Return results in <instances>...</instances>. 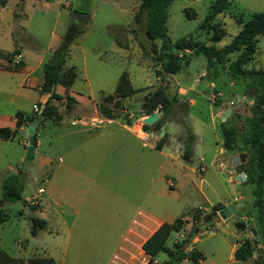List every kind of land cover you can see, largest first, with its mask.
Returning <instances> with one entry per match:
<instances>
[{
	"label": "rangeland",
	"instance_id": "374dc122",
	"mask_svg": "<svg viewBox=\"0 0 264 264\" xmlns=\"http://www.w3.org/2000/svg\"><path fill=\"white\" fill-rule=\"evenodd\" d=\"M214 1L216 0H173L167 8L166 21L170 40L175 42L185 38L187 42L214 45L220 49L228 45L240 31L241 27L235 22L237 17L246 20L253 13L264 12V0H226L230 7L215 18L213 29H200L199 26ZM138 7V0H9L0 11V34L13 31L20 46L45 53V60H48L50 52L61 45L68 25L71 22L77 23L85 32L71 43L65 58V66H73L77 78L70 90L60 87L56 92L75 105L82 97H89L98 103L101 93L111 95L114 92L123 72L128 74L135 89L149 90L162 86L158 83L160 76L156 73L161 71V61L151 53V42L144 34V12L140 22H134ZM76 13L85 14L88 18L80 23L76 19ZM219 33L224 34V37L216 42L211 41V36ZM1 42L6 47V39ZM155 43L157 48L161 46L160 41ZM173 53L181 54L177 51ZM184 53L189 54L187 50ZM24 56L25 61L31 64L29 53ZM238 56L239 52L228 55L223 66L213 63L207 67L205 57L200 55L189 59L188 65H184L181 72L162 75L163 79H180V84L185 89L178 92L181 98L197 92L195 104L180 110V120L185 122V141L189 132L195 135V141L191 144L193 153L190 163L177 157V164L174 163L171 171L166 167L163 169L165 175L174 182V188L169 189L160 180L150 182L156 178L155 163L158 157L155 161V151L147 149L153 155L147 165V206L156 214H162L166 222H172L181 214L186 215L199 206L207 208L201 194L216 203L222 200L228 204L233 203L234 198L239 195H243L249 202L252 200L250 186L237 181L239 165L234 166L233 153L223 150L220 131L221 124L232 127L237 130L239 140L240 136L249 131L251 105L258 88L249 78L230 77L227 65ZM244 69L264 72V35L257 38L255 56ZM203 72L204 75L200 76ZM199 76L200 80L196 81ZM149 85L152 87H148ZM16 87L14 85L10 92L1 87L3 92L0 93V110L7 112L15 107L17 111L31 113L32 105L37 104L40 93L27 89L16 92ZM125 107L129 114H135L138 109L131 98L127 99ZM226 111L230 112L224 117ZM115 118L121 122L123 115ZM64 119L62 124L66 127L69 120ZM54 129L47 122V136ZM164 131L172 134L176 130L166 126ZM67 141L74 148L77 138L69 137ZM152 142L151 140L150 143ZM48 143L47 139V149ZM27 144V138L22 133L13 141L0 140V199L3 182L13 178L23 186L21 197L27 200L26 204L34 205L31 199L41 201L47 225L37 236L32 237L31 216L24 204L20 201L3 203L1 207L7 220L0 226V250L8 257L23 262L39 257L50 258L55 264H115L113 255L119 241H122L125 223L123 227L110 224L114 213L110 212L112 200L109 194L126 191L134 200L136 192L133 177H127L129 181L126 177H118L122 175L123 167L116 166L114 158L112 161L101 162L100 170L105 172L95 176L93 192L90 191L91 198L87 197V203L78 214L66 206L54 207L48 204L47 207V202L44 205L45 194L38 193L40 188L45 189L47 177L36 171L32 163L24 176L18 175L23 163L19 160L22 156L25 158ZM42 147L45 148L46 144L43 143ZM53 151L58 158L62 149L55 143ZM241 153L244 152L235 154ZM246 160L247 157L241 163ZM127 166L133 170V161ZM50 172L47 167V175ZM83 189L86 190V183ZM237 222L235 216L216 222L212 228L200 230L191 244L203 254L212 252L216 241H240L243 235L235 227ZM189 225L190 223L186 226ZM188 235V230L172 235L167 244L170 246L179 239L186 242ZM158 259L163 261L166 256L160 254ZM204 264L209 263L206 261Z\"/></svg>",
	"mask_w": 264,
	"mask_h": 264
},
{
	"label": "crops",
	"instance_id": "0c3cea01",
	"mask_svg": "<svg viewBox=\"0 0 264 264\" xmlns=\"http://www.w3.org/2000/svg\"><path fill=\"white\" fill-rule=\"evenodd\" d=\"M84 32L85 29L83 28V32L81 34ZM3 39H6L7 41L6 47H3L2 45L1 40ZM14 49H18L20 54L15 56L12 62H9L8 57ZM53 51L50 52V58L45 60V53L42 54L37 51L27 50L24 46H20L13 35V31L6 33L5 35L0 34V83H2L0 84V93L3 92V89L10 92L14 85L17 86L16 92L20 89L33 90L34 92H39L40 97L39 101L36 102L37 104L32 105V109L34 105H43L49 97V93H43L41 91V87L44 82L43 65L50 61ZM24 53H29L31 64H28L25 61ZM18 61L22 63V66L19 68L15 66V63ZM204 73L205 72L201 73L200 76L204 75ZM200 76L196 79V81L200 80ZM179 80L180 79L168 80V77H165L162 82L161 77H158L159 85L165 87L167 96L173 99L171 113L163 123L159 134L160 137L164 135L166 136V141L160 150L155 149V145L159 139L153 138L151 139L153 141L152 143H150L151 140L144 143L140 136V133L143 131V119L147 117L141 110L142 101L145 97H147L149 92H152L157 87L154 89L151 88L149 90H143L135 89L131 85L134 90L140 91L128 98H117L116 94L113 96L115 91L111 95L101 93L98 103L89 97H82L76 105L72 103L71 108L66 107V99L63 98L60 104H58V111L62 117L61 120L53 122L51 120L40 119L35 127L34 152L30 166L31 163L32 165L34 164L36 171H39L47 177L45 189L40 188L38 190L39 194H45L44 205H46L47 202V207L48 204L54 207L66 206V208L73 211L75 214H78L81 208L87 203V197L89 199L91 198L90 195L93 192L92 188L96 181L95 176L99 175L101 172H105L100 170L101 162L112 161L114 158L116 166L123 167V172L121 173L122 175H119L118 177H126L127 180V177H133L132 179L135 181L136 192L134 200L132 199L131 194L126 191H115L110 192L109 194L110 200H112L110 203V212L112 214L114 213V216L113 219L110 220L111 223L109 221L108 222L112 226L114 224V226L118 227H123V224L125 223V232L121 237L122 241H119L117 251L113 255L115 264H146L149 257L142 251V245L161 224L172 223L175 220L174 219L172 222H166L164 216H161L162 214H156V212L151 211L147 206L149 197L147 189V165L149 158L153 156L147 151V149L155 151V161L158 157L155 163L156 178L151 179L150 182L160 180L161 182H165L169 189L174 188V182L170 180L169 176L165 175L163 169L166 167L167 170L171 171L174 163L177 164V157H180L185 162L190 163L191 158H186V160L183 156L185 149V122L184 120H180V110L183 107L188 108L193 106L195 104L194 97L197 95V92H192L187 97L181 98V95H179L178 92L185 89L182 88ZM1 87H3V89ZM71 87L68 90H70ZM148 87L152 86L149 85ZM59 88L60 87H57L56 90ZM188 89L191 91L190 88ZM169 92H171V94ZM109 96H111V98H108ZM130 98L138 105V109L135 114H129V112L125 110L126 101ZM119 99H123V105L120 109L117 108V101ZM99 105L117 112L119 114L118 116L123 115V120L118 122L115 120L116 118L110 119L104 117L98 109ZM17 112H22L27 116L35 115L34 111L26 113L23 111H17L15 107H12L11 111L9 110L7 112L0 110V128L15 130ZM64 118L69 120V125L66 127L62 124L64 122L63 120H65ZM47 122L51 123L55 128L49 136H47ZM28 126L29 124L20 127L17 130L15 137L7 140L0 138V140L13 141L20 133L25 134V137L27 138L26 130ZM166 126L173 127L176 131L170 134L169 132L164 131ZM189 135H191L195 141V135L191 132H189ZM69 137L77 138V143L74 148L67 141ZM47 139L49 140L48 149ZM43 143L46 144L45 148L42 147ZM55 143L56 146L58 145L62 149L58 158H56L55 151H53ZM191 151L193 153V146L191 147ZM23 161L24 157L22 156L19 162L22 163ZM130 161H133L134 163L133 170L131 167L127 166V164H130ZM47 167H49L51 171L49 175H47ZM182 169H185V167H182ZM240 173L241 172H238L237 176ZM18 175H20V173H18ZM115 178L117 179L116 176ZM85 183L86 190L83 189V185ZM170 183L172 186L169 185ZM241 184L248 185L246 184V179L241 182ZM201 195L208 207L204 208L199 206L198 208L193 209L190 213L186 215L181 214L178 217L186 219L190 225L186 226L188 225L187 223L182 231L172 233L169 236L166 241V246L168 248H172L173 244L176 242L184 241L183 239H179L173 241L170 246L167 244L172 235L181 234L184 230H188V232L191 231V215L195 211H199L201 217H203L212 212L214 205L218 204L216 202H211L205 194ZM31 200L32 204L36 206L33 216L44 221L47 220L46 216L42 213L43 207L41 201H37L35 199ZM252 200L250 202H252ZM233 201V203L228 204L222 200V202L219 203L228 207L230 205L243 202V206L236 211L242 215V218L239 219L235 215H232L235 216L238 221H242L246 226L244 232L238 231L243 235V238L240 241H216L212 252L202 254L191 244L196 235L192 234L190 241H186L189 243L185 249L186 251L195 249L203 255L204 258L199 262V264H204L206 261L209 264H257L256 252L253 253L251 258L245 261H236L234 259V252L240 243L246 238H252V228L247 222L252 218L246 216L251 203L243 195H239L234 198ZM48 212L49 211H47V213ZM50 212L54 213L53 211ZM221 220L222 219L214 220L213 225L208 228H212L216 222H220ZM181 236L183 238V235ZM160 254H164L166 259L160 261L158 259V255ZM158 255L151 260L153 264H161L168 259L165 253L161 252ZM177 264L191 263L188 260H183Z\"/></svg>",
	"mask_w": 264,
	"mask_h": 264
},
{
	"label": "trees",
	"instance_id": "16d2710c",
	"mask_svg": "<svg viewBox=\"0 0 264 264\" xmlns=\"http://www.w3.org/2000/svg\"><path fill=\"white\" fill-rule=\"evenodd\" d=\"M138 11L134 16V22L138 24L142 13L146 17L145 37L151 42V53L157 56L161 61V71H156L158 76L168 74L173 75L180 72L184 65H188V60L200 55L204 56L207 61V67L212 66L213 63L225 65V59L228 55L238 53L237 59L227 65V70L231 78H249L255 82L258 93L255 95L251 105V118L248 121L249 131L238 137L237 130L232 127H225L221 124L220 131L222 135V148L226 152L233 154L244 152L247 155V160L241 163L238 168L246 176V184L251 187L250 196L253 199L249 211L246 213L247 217H251L256 227L248 220L252 231L259 230L262 237V244L264 246V72L247 71L244 67L249 64L255 56L257 38L264 35V12L253 13L248 19L243 20L240 16L235 19L236 24L241 28L238 34L228 44L218 49L214 45L205 46L200 43L187 42L185 38H181L172 42L167 35L166 21L167 8L173 0H138ZM8 0H0V10L4 8ZM230 7V3L226 0H216L210 5L207 15L199 26L200 29L212 30L214 27L213 21L215 18L226 11ZM188 19H193L188 17ZM83 32V29L75 22H71L63 36L61 45L53 51V55L49 62L43 65L44 82L41 87L43 93H49L47 101L43 105H38L39 109L42 107V120H51L58 122L61 120V115L58 111V104L63 100V96L56 92L57 87H62L68 90L74 83L77 74L73 66L65 67V58L68 54L71 43ZM224 37V34H213L211 41L216 42ZM156 41H160L161 46L157 48ZM187 50L188 55L184 53ZM173 51L181 52L180 55L173 53ZM19 50L14 49L9 55L8 61L12 62L15 56H18ZM16 67H21L20 61L15 63ZM51 90V91H50ZM115 94L117 98H128L140 90H134L131 86L128 74L123 72L115 87ZM108 98H111L109 96ZM67 108H71L72 102L65 101ZM173 106V99L166 94L165 87L158 86L154 91L147 94V99L142 101L141 110L146 116L153 114L155 111L160 113L159 120L152 125L142 124V129L146 132H154L160 134L161 127L167 117L170 115ZM100 113L106 118H115L119 114L113 110L98 106ZM38 113L27 116L22 112L16 113V129L10 130L8 128H0V138L7 140L15 137L17 130L30 124ZM166 141V136L159 138L155 145L156 150H160ZM194 141L193 137L189 135L185 141V149L183 156L187 159L192 157L191 144ZM239 142L241 145H239ZM23 186L18 184L13 178L6 179L2 184V198L0 199V226L7 220L4 210L1 205L3 203H13L20 201L24 206L29 208L30 212H35L36 206L26 204L22 199L21 193ZM223 204H216L213 211L223 209ZM201 218L199 211H195L191 215V231L188 239L193 234L194 225ZM31 228L30 234L32 237L46 228V222L37 217H30ZM188 223L186 219L177 218L172 223H163L159 228L144 242L142 251L150 260H153L159 253H165L168 259L161 264H177L183 260H188L191 264H199L203 260V255L195 249L190 251L183 250L185 241L176 242L172 248L166 246V241L172 233H178L183 230ZM256 243L255 238L244 239L234 252V259L236 261H245L253 255L255 249L253 244ZM0 264H55L50 258H31L26 262L16 260L8 257L0 250ZM257 264H264L260 256L257 255Z\"/></svg>",
	"mask_w": 264,
	"mask_h": 264
},
{
	"label": "water",
	"instance_id": "95a60500",
	"mask_svg": "<svg viewBox=\"0 0 264 264\" xmlns=\"http://www.w3.org/2000/svg\"><path fill=\"white\" fill-rule=\"evenodd\" d=\"M75 16H76L77 21L80 22V23L85 21L88 18L87 15L82 14V13H76ZM114 95H115V93H113V96ZM145 99H147V97H145ZM122 105H123V99H119L117 101V108L120 109L122 107ZM41 112H42V107L39 109L38 116L35 117L34 120L31 121V123L29 124V126L27 127V130H26L28 144H27L26 155H25L24 161L22 163V168L20 170V174L22 176H24L25 173L27 172V170L29 169L31 159L33 157V152H34V131H35V127H36L38 121L43 118V115H42ZM229 112L230 111H226L224 117H226L227 114H229ZM159 117H160V115L156 114V113L148 115L147 117H145L143 119V123L146 124V125H152L153 123L158 121ZM246 157H247V155L244 154V153L234 154L233 155V164H234V166L237 167L238 165H240L241 162L245 161ZM245 179H246V177H245V174L243 172H241L237 176V181L239 183L245 181ZM242 206H243V202L236 203L234 205H230L228 207H224L221 210L212 211L209 214L201 217L200 220L197 223H195V225H194L193 234H197L200 230H203V229H206V228L210 227L211 225H213L214 220H216V219L225 220V219L231 217L232 215H235L236 217L241 219L242 215H240L236 211L239 208H241ZM25 208L30 213V216H32V212L29 211V208L27 206ZM251 222L256 227L257 224L255 223V221L253 219H251ZM235 227H236L237 231H239V232H244L245 229H246V226H245V224L242 221H238L236 223ZM251 236L256 239V243L253 244L255 252H256L257 255L260 256L261 261L264 263V246L262 244V237H261L260 231L259 230H253L251 232ZM188 243L189 242H185V244H184V246L182 248L183 250L187 247Z\"/></svg>",
	"mask_w": 264,
	"mask_h": 264
},
{
	"label": "built area",
	"instance_id": "2783aa9c",
	"mask_svg": "<svg viewBox=\"0 0 264 264\" xmlns=\"http://www.w3.org/2000/svg\"><path fill=\"white\" fill-rule=\"evenodd\" d=\"M33 111L36 112V113L39 112V107H38V105H34V106H33ZM154 113L160 115V113H158V111H155ZM154 113H153V114H154ZM143 124H144V123H143ZM140 136H141V140H142L144 143L149 142V141H150L151 139H153V138H156V139H159V138H160V136H159L158 133L154 134L153 132H146V131H144V130L140 133ZM169 185L172 186L171 183H170ZM146 264H153V263L151 262L150 258L148 259V261L146 262Z\"/></svg>",
	"mask_w": 264,
	"mask_h": 264
}]
</instances>
